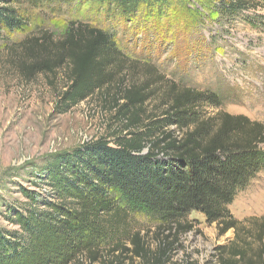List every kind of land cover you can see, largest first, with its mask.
Listing matches in <instances>:
<instances>
[{
  "label": "trees",
  "instance_id": "trees-1",
  "mask_svg": "<svg viewBox=\"0 0 264 264\" xmlns=\"http://www.w3.org/2000/svg\"><path fill=\"white\" fill-rule=\"evenodd\" d=\"M94 1L122 21L160 17L170 3ZM82 2L0 0V34L23 27L30 10L45 4ZM246 3L220 0L219 10L233 14ZM7 47L23 79L67 71L58 114L100 91L109 94L127 74L128 58L114 34L80 20L71 21L62 36L42 30ZM158 80L164 77L156 75ZM120 83L111 109L122 132L113 141L100 138L58 156L43 177L46 194L23 189L26 200L4 213L15 228L0 225V264H76L106 255L112 257L109 264H176L182 237L194 229L192 211L216 223L220 236L234 230L229 244L215 249L218 264H264V216L241 220L230 209L264 170V124L222 109L210 113L207 107L222 104L219 95L175 82H165L156 107L161 111L144 118V105L154 96L148 81L128 88ZM158 90L163 89L156 87V95ZM141 213L155 227L145 232L153 235V247L142 229L130 226L131 216Z\"/></svg>",
  "mask_w": 264,
  "mask_h": 264
},
{
  "label": "rangeland",
  "instance_id": "rangeland-1",
  "mask_svg": "<svg viewBox=\"0 0 264 264\" xmlns=\"http://www.w3.org/2000/svg\"><path fill=\"white\" fill-rule=\"evenodd\" d=\"M233 14L220 12V0H169L164 15L141 14L130 21L107 13L106 6L83 0L76 6L49 3L30 10L23 27L0 34V225L9 224L4 213L9 206L26 200L23 189L46 194L43 177L58 156L100 138L113 141L123 129L111 109L120 82L109 94L99 92L58 114V95L67 83V71L55 76L38 75L26 80L13 64L8 44L42 30L62 36L71 21L80 20L115 36L119 50L128 58L123 88L148 81L153 97L144 105L143 117H155L165 82H175L221 97L222 109L243 114L264 124V0H245ZM124 75V74H123ZM122 75V77H123ZM162 75L164 82L157 81ZM121 79V76H120ZM120 83V84H121ZM156 87L158 93L156 95ZM107 96V97H106ZM122 103V102H121ZM120 103V104H121ZM113 145V142H112ZM41 186L42 188H38ZM41 189V190H40ZM41 191V192H40ZM237 219L264 216V170L240 192L230 206ZM194 229L182 237L176 264H218L215 249L229 244L234 230L218 234L216 223L192 211ZM130 226L143 234L155 227L146 214H135ZM152 234L146 241L155 246ZM129 257V256H125ZM112 257L83 258L76 264H109ZM124 264H145L141 259H125Z\"/></svg>",
  "mask_w": 264,
  "mask_h": 264
}]
</instances>
